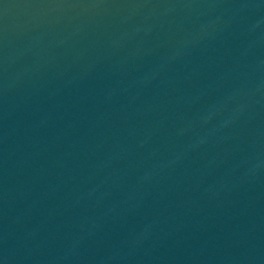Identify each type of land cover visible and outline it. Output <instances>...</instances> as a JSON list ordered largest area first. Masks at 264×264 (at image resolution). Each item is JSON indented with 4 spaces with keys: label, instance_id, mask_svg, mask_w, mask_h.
<instances>
[{
    "label": "water",
    "instance_id": "1",
    "mask_svg": "<svg viewBox=\"0 0 264 264\" xmlns=\"http://www.w3.org/2000/svg\"><path fill=\"white\" fill-rule=\"evenodd\" d=\"M0 264H264V0H0Z\"/></svg>",
    "mask_w": 264,
    "mask_h": 264
}]
</instances>
